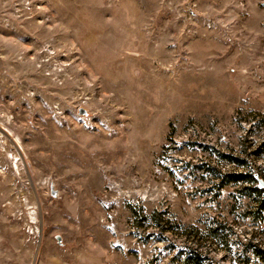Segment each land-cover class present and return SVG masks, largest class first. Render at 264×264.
Returning <instances> with one entry per match:
<instances>
[{"label": "rangeland", "instance_id": "rangeland-1", "mask_svg": "<svg viewBox=\"0 0 264 264\" xmlns=\"http://www.w3.org/2000/svg\"><path fill=\"white\" fill-rule=\"evenodd\" d=\"M237 172L264 0H0V264H264Z\"/></svg>", "mask_w": 264, "mask_h": 264}, {"label": "trees", "instance_id": "trees-1", "mask_svg": "<svg viewBox=\"0 0 264 264\" xmlns=\"http://www.w3.org/2000/svg\"><path fill=\"white\" fill-rule=\"evenodd\" d=\"M238 167L244 166V161L238 158L230 159ZM230 179L231 182L243 185V193L247 196L254 197V201L259 210L264 211V188H259L258 181L253 172H237L230 175L222 176V180ZM264 261V253H261ZM174 262L178 264H209L208 259L203 257L198 251L190 250L185 254L177 255Z\"/></svg>", "mask_w": 264, "mask_h": 264}, {"label": "water", "instance_id": "water-1", "mask_svg": "<svg viewBox=\"0 0 264 264\" xmlns=\"http://www.w3.org/2000/svg\"><path fill=\"white\" fill-rule=\"evenodd\" d=\"M256 180L258 181L259 188H264V181L256 176Z\"/></svg>", "mask_w": 264, "mask_h": 264}]
</instances>
